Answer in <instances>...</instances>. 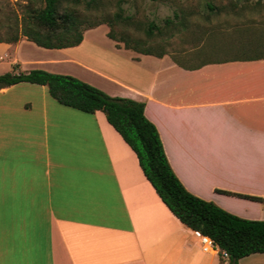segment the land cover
<instances>
[{
  "label": "crops",
  "instance_id": "obj_1",
  "mask_svg": "<svg viewBox=\"0 0 264 264\" xmlns=\"http://www.w3.org/2000/svg\"><path fill=\"white\" fill-rule=\"evenodd\" d=\"M101 27L66 49L26 38L0 42V60H8L9 72L18 65L72 75L145 103L190 193L264 220L262 203L233 195L264 198V57L146 55L109 38L107 28L102 39L93 37ZM220 260L161 200L104 112L62 105L44 85L0 89V264ZM239 264H264V253Z\"/></svg>",
  "mask_w": 264,
  "mask_h": 264
},
{
  "label": "trees",
  "instance_id": "obj_2",
  "mask_svg": "<svg viewBox=\"0 0 264 264\" xmlns=\"http://www.w3.org/2000/svg\"><path fill=\"white\" fill-rule=\"evenodd\" d=\"M98 4L99 0H27L21 13L12 12L8 18L7 36L5 39L0 38V42L15 44L26 38L46 49L77 47L83 42L85 31L108 24L99 20L91 22L86 14L79 11L82 5L89 12L95 10ZM119 10L121 13L117 17L120 20H132L130 16L124 17L121 7ZM167 23H171L170 20ZM155 27L154 22L149 23V36ZM108 36L122 42L126 49L141 54L159 57L171 54L146 49L139 40H118L112 30L108 32ZM210 41L202 49L196 47L198 50L193 53H183L200 57L208 55L212 50L226 47L234 49L235 54L264 57L262 37L240 46ZM23 82L47 86L50 95L67 107L91 114L104 112L108 122L136 153L143 173L170 211L183 224L210 237L221 250L228 253V259L220 256V264H239L245 257L264 253V220L241 218L213 202L193 195L184 187L169 163L156 126L145 115V103L112 97L74 76L41 69L23 72L18 65H14L11 72L0 75V89ZM233 195L260 202L264 206L263 197Z\"/></svg>",
  "mask_w": 264,
  "mask_h": 264
},
{
  "label": "rangeland",
  "instance_id": "obj_3",
  "mask_svg": "<svg viewBox=\"0 0 264 264\" xmlns=\"http://www.w3.org/2000/svg\"><path fill=\"white\" fill-rule=\"evenodd\" d=\"M26 1L0 0V38L7 36L8 18L12 12L21 13ZM120 7L124 17L130 16L131 21L117 17L121 13ZM79 11L91 22H108L102 24L93 37L102 39L107 28L118 40H139L146 49L154 52L193 53L209 40L216 43L230 41L240 46L264 38V0H99L95 10L88 12L82 5ZM150 22L156 27L149 36ZM231 52L235 50L225 47L205 56L234 54ZM7 63V59L0 60V75L10 71Z\"/></svg>",
  "mask_w": 264,
  "mask_h": 264
},
{
  "label": "built area",
  "instance_id": "obj_4",
  "mask_svg": "<svg viewBox=\"0 0 264 264\" xmlns=\"http://www.w3.org/2000/svg\"><path fill=\"white\" fill-rule=\"evenodd\" d=\"M195 235L200 239L204 252L218 254L225 259L229 258L228 253L221 250V248L210 237L203 235L199 231H195Z\"/></svg>",
  "mask_w": 264,
  "mask_h": 264
}]
</instances>
